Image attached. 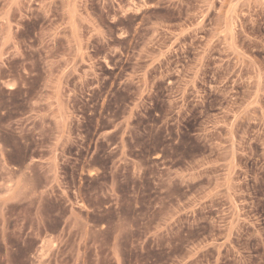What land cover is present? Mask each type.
<instances>
[{
  "label": "rangeland",
  "instance_id": "rangeland-1",
  "mask_svg": "<svg viewBox=\"0 0 264 264\" xmlns=\"http://www.w3.org/2000/svg\"><path fill=\"white\" fill-rule=\"evenodd\" d=\"M0 264H264V0H0Z\"/></svg>",
  "mask_w": 264,
  "mask_h": 264
}]
</instances>
